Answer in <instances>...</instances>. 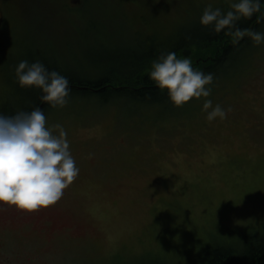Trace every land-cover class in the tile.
Returning <instances> with one entry per match:
<instances>
[{
	"label": "rangeland",
	"instance_id": "1",
	"mask_svg": "<svg viewBox=\"0 0 264 264\" xmlns=\"http://www.w3.org/2000/svg\"><path fill=\"white\" fill-rule=\"evenodd\" d=\"M208 4L226 12L230 0L15 4L22 13L0 28V109L19 99L20 60L95 76L91 50L159 41ZM213 84L209 97L168 111L79 95L45 109L79 173L47 206L0 202V264H202L218 243L263 238L264 41ZM205 99L225 116L207 119Z\"/></svg>",
	"mask_w": 264,
	"mask_h": 264
},
{
	"label": "clouds",
	"instance_id": "2",
	"mask_svg": "<svg viewBox=\"0 0 264 264\" xmlns=\"http://www.w3.org/2000/svg\"><path fill=\"white\" fill-rule=\"evenodd\" d=\"M262 3L264 0H230L226 12L208 4L200 23L211 25L217 33L230 32L233 37L247 34L255 43H260L264 41V31L241 28L237 21L251 18L260 11ZM259 19L257 17L258 22ZM15 74L21 87L39 88L41 101L52 107L68 102L71 91L68 78L39 60H20ZM148 75L160 89L167 90L176 105L193 97H209L211 93L207 85L211 84L213 74L194 68L190 57H178L175 51L154 59ZM202 108L207 111L209 120L217 116L223 118L226 114L220 104L213 106L211 99H205ZM78 173L63 125H48L40 106L19 110L13 115L0 113V202L26 209L47 206L63 195V190Z\"/></svg>",
	"mask_w": 264,
	"mask_h": 264
},
{
	"label": "trees",
	"instance_id": "3",
	"mask_svg": "<svg viewBox=\"0 0 264 264\" xmlns=\"http://www.w3.org/2000/svg\"><path fill=\"white\" fill-rule=\"evenodd\" d=\"M201 14L199 11V16ZM199 16L159 41L150 38L148 42L133 44L116 52L107 49L91 50L90 59L93 63L90 64L97 65L98 69L95 68V76L86 73L79 76L72 72L70 66L52 61L41 62L50 70L55 69L68 78L71 89L68 98L79 95L94 97L106 103L115 100L129 104L145 103L148 104L145 107L152 111H155V107H161L164 111L172 110L178 105L170 100L166 89H160L149 78L148 73L154 59L169 51H175L178 57L188 56L194 68L213 74L212 85L234 71L255 43L247 34L233 37L225 30L217 33L211 25L201 24ZM257 17L260 18L259 22ZM237 24L241 28L263 31L264 3L259 12L254 13L251 18H241ZM18 92L19 99L11 104L5 103L0 113L13 115L19 110H31L36 106L45 111L50 106L41 101L42 92L39 88L19 85ZM260 236L247 233L240 238V244L218 243L207 249L202 264H264V237Z\"/></svg>",
	"mask_w": 264,
	"mask_h": 264
},
{
	"label": "flooded vegetation",
	"instance_id": "4",
	"mask_svg": "<svg viewBox=\"0 0 264 264\" xmlns=\"http://www.w3.org/2000/svg\"><path fill=\"white\" fill-rule=\"evenodd\" d=\"M28 0H0V28L5 23L6 19L13 17L16 13H22L19 7L16 11V6L14 4L25 3ZM70 6V8H74L75 6L80 5L83 0H66Z\"/></svg>",
	"mask_w": 264,
	"mask_h": 264
}]
</instances>
